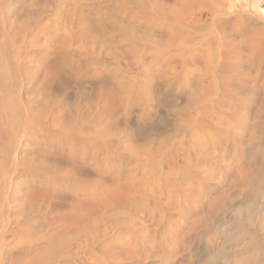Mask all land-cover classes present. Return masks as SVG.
Wrapping results in <instances>:
<instances>
[{
	"label": "rangeland",
	"instance_id": "obj_1",
	"mask_svg": "<svg viewBox=\"0 0 264 264\" xmlns=\"http://www.w3.org/2000/svg\"><path fill=\"white\" fill-rule=\"evenodd\" d=\"M154 1L162 12L148 0H0L13 65L0 63V146L17 143L9 196L27 233L11 226L4 264L58 244L75 200L93 208L79 227L97 224L95 264L258 260L264 58L251 50L264 49V0ZM224 37L244 43L243 59L220 51ZM189 49L200 62L181 66Z\"/></svg>",
	"mask_w": 264,
	"mask_h": 264
},
{
	"label": "bare ground",
	"instance_id": "obj_2",
	"mask_svg": "<svg viewBox=\"0 0 264 264\" xmlns=\"http://www.w3.org/2000/svg\"><path fill=\"white\" fill-rule=\"evenodd\" d=\"M148 2H150V4L155 8L156 12H162L160 9L161 6L157 5L154 0H148ZM157 6H159V7H157ZM0 34H1V31H0ZM235 40L234 39L229 40L228 38L224 37V39L222 38V40L218 41V44L220 46V51H222V53H224V54H227V57L230 59H234V57H236V56H238V58H240L241 54H242L241 53L242 49L246 48V47H243L244 43L242 45L241 42H238L242 45L243 48H241V45H239ZM0 42H1L0 43V63L2 61L8 65V66L6 65L7 67L11 68L13 65H12L11 53L9 52V50L7 48L8 42L5 39L1 41V38H0ZM212 43H213V39H212ZM253 43H255V44L253 45ZM253 43H252V45L254 46V49L251 50V48H253V47H250L251 43L249 46V49L251 50V53H252L251 55H253L254 58H256L255 61L257 59L258 60L263 59L264 58V49L260 48L259 47L260 45H257L258 44L257 41H254ZM181 45H184V44H181ZM245 46H247V45H245ZM165 47L167 48V46H165ZM190 50L191 49L187 50V52H184L183 54L180 55L179 58H177L176 61L178 63H180L181 66H183V65L190 66V65H194V64H197L200 62L197 53L196 54L191 53L192 51L190 52ZM248 54L250 55V53H248ZM245 55L246 54L244 52V57H245ZM248 57H247V60H249ZM241 58L243 59V57H241ZM251 58H252V56H251ZM3 66L5 67V65H3ZM232 68L233 67L226 68L223 71H221L220 73H218V77L224 79V85L226 86L225 90H228L227 88L229 85V84L227 85V83H228L227 73H230L232 71ZM12 70H13V68H12ZM235 70L237 72H239V70H241V69L238 66V67H235ZM6 85H7V83H6ZM231 93H232L233 97H235L237 95V93H235V91H232ZM210 99H213V98H210ZM212 102H211L212 107H213L212 109H214V106H215V108L217 106H219V103L215 102L216 103L215 104ZM246 102L247 103L245 105H244V103L242 104V105H244L243 106L244 108H247V109L249 108V110H251L250 109L251 107L255 108L256 103L254 102V100L246 99ZM240 106H241V104H240ZM261 107H264V103H263V105H261ZM0 125L2 126V124H0ZM15 129H16V127H13V130L16 132ZM0 132L3 133L1 131V129H0ZM11 134H12V132H11ZM2 136L5 137V135H2ZM13 139H14V137H13ZM2 140H4V139H2ZM4 141H7V140H4ZM16 144H17L16 140H9L5 146H3L2 148L0 146V264H4L5 256H6L7 249H8L7 244L5 243L4 237L9 232H11L13 230L11 228V226L13 224L16 225L17 227L20 226V221H17V215H16L17 213L12 214L13 201L11 200V198L9 196L10 184H11V179H12V176H10V175H11L12 169L15 167V164H16V158H15L16 156L14 154V149L16 148ZM166 155H167V153L163 154V160L164 161L173 160L172 157L165 158L164 156H166ZM173 155H175V154H173ZM257 155L259 156V160L261 162H263V160H264L263 155L264 154L257 151L256 156ZM163 160L157 161L158 164H160ZM261 166L264 167V164ZM256 167H257V165H256ZM259 167L260 166H258V168ZM259 170H261V169H259ZM262 171H263V169H262ZM133 173L134 172H132V175H133ZM260 173L262 174L263 172H260ZM253 174H254V172H253ZM255 175L256 174H254V176ZM256 177H255V179H256ZM259 178L257 177L256 180L253 178L255 183L258 180L262 181L261 179L264 178V176L261 177V175H259ZM260 187H263V186L261 185ZM260 187H259V189H260ZM259 192H260V190H259ZM167 193H168V191H165L164 194L166 195ZM71 206L73 207V209L75 211V215L69 221L68 226H67V227H69V230L65 231L66 235L59 241V243L56 245H51V246L44 248L42 250H40V249L39 250H32V249L27 250L23 256H19V257L14 258L13 264H95L96 260H95V256L93 254V251L95 250L96 242L99 240L98 237H95V235H96L95 233L97 230V224L95 222V225H93V226L91 225L90 230L82 229L79 227V222L82 220L83 215H84V217L88 216L87 212H90V210H93V208L88 206V208L86 210H84V208H86V207L83 205V203H81L78 200H75L73 202V205L71 204ZM95 209H97V207ZM125 218H127V217L116 218V222L118 223V225L120 223H122V221ZM261 218H263V217H261ZM261 220H264V219H261ZM20 234L25 235L27 233L24 229H21L19 227V229L15 232V235L13 233V236L17 237ZM106 234H105V236H106ZM261 235H262V237H259L256 239L254 238V240H253V247L255 249V252L259 256L258 260H256L254 263L251 261L244 262V264H264V229L263 228H262V234Z\"/></svg>",
	"mask_w": 264,
	"mask_h": 264
}]
</instances>
